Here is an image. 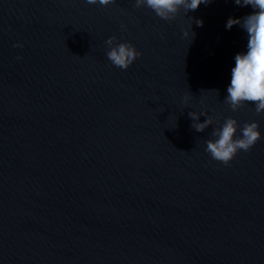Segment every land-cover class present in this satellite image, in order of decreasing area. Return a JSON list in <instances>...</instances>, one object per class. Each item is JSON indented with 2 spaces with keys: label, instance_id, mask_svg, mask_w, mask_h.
Returning <instances> with one entry per match:
<instances>
[{
  "label": "water",
  "instance_id": "obj_1",
  "mask_svg": "<svg viewBox=\"0 0 264 264\" xmlns=\"http://www.w3.org/2000/svg\"><path fill=\"white\" fill-rule=\"evenodd\" d=\"M254 11L0 0V264H264V136L227 166L205 150L228 117L264 133L225 102L248 42L226 23Z\"/></svg>",
  "mask_w": 264,
  "mask_h": 264
},
{
  "label": "clouds",
  "instance_id": "obj_2",
  "mask_svg": "<svg viewBox=\"0 0 264 264\" xmlns=\"http://www.w3.org/2000/svg\"><path fill=\"white\" fill-rule=\"evenodd\" d=\"M213 0H135V7L151 9L158 17L164 20H174L183 11L197 10L201 4H210ZM236 5L251 6L255 11L241 19L229 18L226 29L230 30L234 25H240L248 36L246 53H238L235 59V67L231 70V83L227 88L225 102L233 111H238L245 104L254 103L255 111L264 114V0H234ZM89 5L109 6L116 0H86ZM203 20L197 21L203 26ZM185 37L193 38L195 33L191 30L184 32ZM109 47L106 53L108 60L115 67L127 70L142 55L136 47L127 42L117 43V38L112 36L105 42ZM14 47H23L16 44ZM22 59V57H17ZM191 99L185 97V103ZM201 115L190 112L193 121H199ZM214 123L212 117H208L203 123H193L192 127L197 132H203ZM259 122L245 123L243 127L239 122L228 117L222 126L211 133L215 139L206 141V151L212 159L230 165L240 151L248 152L260 141L264 133L260 130ZM239 133V135H238Z\"/></svg>",
  "mask_w": 264,
  "mask_h": 264
}]
</instances>
